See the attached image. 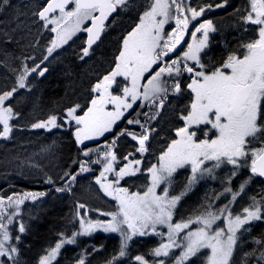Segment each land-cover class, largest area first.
<instances>
[{
	"label": "snow or ice",
	"instance_id": "6c2138e0",
	"mask_svg": "<svg viewBox=\"0 0 264 264\" xmlns=\"http://www.w3.org/2000/svg\"><path fill=\"white\" fill-rule=\"evenodd\" d=\"M227 3L228 0H222L215 5L193 8L186 0H152L140 15L139 23L123 38L114 67L91 86L93 95L90 105L86 108L80 104L69 106L64 112L63 124L60 123L61 118L53 114L31 125L32 129L51 131L64 125L71 128L74 123L71 134L79 152L86 158L73 161L79 168L63 173L60 177L64 182L62 186L56 185L51 177L46 178L44 183L52 185L57 193H71L79 176L93 171L91 165H100L101 171L95 183L105 196L115 202L114 211L99 213L109 217L107 221L85 219L88 210L83 203H78L75 217L79 221V230L70 237L59 233L54 247L46 250L38 264H54L65 245L75 244L77 237L90 236L97 231L119 234L118 256L107 261V264H118L119 259L126 256L128 243L133 237L149 234L163 236L157 231V226L167 228V243L162 242L153 250L156 257H169L173 255L171 250L179 248L181 251L174 257V264H187L192 257L207 249L206 264H236L234 254L238 247V233L242 235L251 231L255 222L264 223V194L259 198L251 197V203L242 209V214L234 215L229 208L245 192L251 177L264 180V0H248L246 14L241 16L244 25L255 26L251 29L254 36L240 45L244 51L229 52L219 66L209 68L204 57L208 56L206 50L211 46L210 33L217 29L212 20L199 21V18L206 11L226 7ZM127 4L128 0H42L35 7L31 13L34 18L32 24L42 30L41 35H52L48 37L46 55L39 62H35L34 57H26L33 60L32 66L22 60L14 86L0 92V139H10L13 131L10 121L18 114L8 102L20 89L29 87V76L44 77L49 71L45 62L80 32H86L87 38L77 58L84 61L90 57L94 52L93 46L108 27L106 22L111 14ZM13 7V0H0V13ZM20 15L17 12V21ZM173 21L175 27L167 30L165 26ZM244 30L249 31L247 27ZM189 34L190 42L185 41V36ZM0 43L11 44L13 39L5 33ZM185 43L186 48L180 55L175 58L170 56ZM0 52L5 57L10 55L2 49ZM185 73L186 87L191 93L190 104L186 114L179 117L183 125L176 129V138L160 153L157 163L147 168L146 191L131 192L119 186L125 177L142 172V159L136 158V153L144 157L149 150L151 135L156 131L138 117L143 115L148 120H155L169 95L183 93L180 78ZM117 77H123L127 82L122 95H114L110 91L113 84L119 86ZM108 105L112 106V110H108ZM134 105L156 111L137 112ZM129 110L136 112V116L128 118L125 114L130 116ZM121 120H126L129 126H137L139 131L125 127L116 132L115 126ZM200 125L210 126L208 131H204V139H197V131L194 130ZM211 130H214V138L209 136ZM106 133H113V139L111 143L102 145V150L85 145L86 141L99 140ZM121 137L135 142L132 145L134 152L124 155L126 163L117 168L116 147ZM93 154L95 159H92ZM208 162H212L211 166ZM225 166H231V169L222 180L223 190L214 198L219 200L222 196H230L228 202L215 209L209 204L202 213L174 222V209L192 190V186L205 175L216 179L214 170ZM245 166L251 177L242 179L236 190L233 181ZM186 167H190L191 174L179 194H170L169 187H163V194H158L157 189L162 184L170 186L178 169ZM109 174L115 179H110ZM47 194V191H24L0 196V257L13 260L18 252V248L10 243L13 239L10 226L21 214V206ZM218 221H223V227L217 224ZM192 225H196L194 230ZM18 231L21 235L26 231L22 221ZM181 233L186 234L181 237ZM21 235L15 236V240L20 241ZM253 243L261 250L256 257L261 264L264 262V234L255 238ZM256 251L253 248L243 252L240 264H250ZM135 260L137 264H147L142 256H136ZM13 264H18V261H13ZM78 264H85V260L79 259ZM158 264L166 262L159 260Z\"/></svg>",
	"mask_w": 264,
	"mask_h": 264
},
{
	"label": "rangeland",
	"instance_id": "374dc122",
	"mask_svg": "<svg viewBox=\"0 0 264 264\" xmlns=\"http://www.w3.org/2000/svg\"><path fill=\"white\" fill-rule=\"evenodd\" d=\"M141 1L142 0H128L127 6L121 7V9L135 10L140 9L141 7L147 8L150 4L149 1H147V3L143 5ZM13 4L15 7L7 12L0 13V39H2V34L5 33L13 39V43L11 44L0 43V49L10 53L9 56L5 57L3 52H0V61H2V63H0V92L10 90L14 86L16 76L21 69L22 60L27 65L32 66L33 60L25 59L26 57H34L35 62H39L43 55H46L45 48L48 46V37L52 35L51 33H44V35H41L42 30L32 24V19L34 18L31 13L38 5V2H33V0H13ZM25 5H27V7H25ZM17 12L21 13L19 21L16 19ZM17 24H19V27H17ZM86 25H88V22H86ZM84 34L85 32L77 33V35L73 37L72 41H69L68 45H65L62 49L53 54V60L50 57L45 64L53 62L54 73L61 69L69 73L71 70L69 69L70 65H68L69 61L68 57H66V53L78 59L77 57L80 54V50L77 49V44L82 46L83 42L81 41V38L84 37ZM93 53V59L90 60L88 64H82L77 67L85 74L86 80H88L90 76L94 75L93 73H95V69H97L93 67L94 62H99V58H96V53H98L96 52V48ZM17 57H19V59H17ZM80 61L81 60H79V64ZM13 69L16 71H13ZM46 76L48 75L45 74L44 77H37L35 74H32L29 76L27 81L29 87L26 89H20L15 98L8 102L18 115L15 119L10 121L13 125V131L10 134V139H0V196L6 197L8 195L22 193L24 191H34L35 188L31 186L32 184L42 186L40 187L41 191H47L49 193L48 196L46 195L35 202L30 200L26 201L25 204L21 206V214L15 218L16 222L10 226V233L13 236V241H15L14 246L17 248L20 247V241L23 242L25 235H27L32 229L31 227L40 223L42 213L46 210L47 215L48 213H52L54 211V207H50L49 210H47L50 204L47 202L48 197L52 198L54 196L55 200L51 199V201H60L61 204L65 206V219L60 233H64L65 236L69 237L74 231L79 230V221L75 217L77 210L76 206L78 203H83L88 210V215L85 219L107 221L110 218L107 216H101L99 213L101 211L110 212L115 210V202L105 196L100 190L99 185L95 183V178L99 176L101 169L96 174H94L93 171L89 172L90 175L87 179L82 178L83 174L79 176L75 186H73L72 192H66L65 196L63 195L64 192L57 193L55 189L53 192V189L51 188L52 185L44 183L46 178L51 177L55 181L56 185H62L63 181L60 180V177L68 168V165H62L61 145L64 143L65 139L67 140L66 137L71 134L72 130H74L75 124L73 123L71 128H69L68 125H64L63 128L52 129L51 131L32 129L31 125L40 120H46L48 116L53 114L60 117V123L63 124L64 112L69 106H74L76 104H80L82 106V102L80 101L81 95H77L74 97L75 99L70 101L65 100L66 102L64 101L61 105L52 104L44 106L41 100V94L45 87V84L43 85V81ZM73 77L74 74L72 78ZM119 78L124 79L123 77ZM187 108L188 106L179 107L178 103L174 102L167 109L164 122L166 130L162 133L161 117L158 128L149 141V150L144 154V157H141L142 164L140 167L142 168V172L137 173L136 176L125 177L121 180L119 186L126 187L131 192L143 193L146 191V186L148 185L147 168L152 164L157 163V158L160 153L165 150L171 140L174 139L173 130L176 131L178 127L182 126V122L179 117L181 114H186ZM159 111L162 113V109H159ZM0 128H2V126H0ZM209 128L210 126L206 127L204 125H200L199 128H195L197 131V139H204V131H208ZM201 129H203V131H201ZM165 135L167 139L166 144L162 142V137ZM209 136L214 138V130L209 131ZM71 139L74 141L73 136H71ZM72 140L71 142L73 144ZM134 143V141L126 140L125 147H132ZM127 153L128 151H124L122 156L118 157L119 162L117 163V168L123 165V156ZM74 155L67 162L70 165L69 169L76 170L78 164H73V161L78 159V153L76 158H74ZM139 157L140 154L136 153V158ZM211 163L212 162H208V165L211 166ZM230 169L231 166H225L221 169L214 170L213 175L217 177L216 179H212L208 175L199 179L192 186V190L188 193V195H186L179 202L177 208L174 209L173 221L180 222L181 220H187L189 217L200 214L209 204H211L213 209H215L227 203L230 196L228 198L222 196L219 200H216L214 197L223 190L224 185L222 184V180L226 178ZM190 174V167L178 169L177 173L173 176L172 184L170 186L162 184L160 188L157 189L158 194H163L161 191L163 187H169L170 194H179L180 190L187 183V178ZM109 178L115 179V177L111 176V174H109ZM16 182H22L23 184L21 186H17ZM240 183L241 182H237L234 184L233 181V187L238 190ZM197 188L199 189L198 198L194 197L192 202H187L186 205L183 206V202L195 193ZM262 194H264L263 187L256 184V186L251 189L249 183L246 186L245 192L242 193L234 203L230 204L229 208L234 215L242 214V209L251 203V197L256 196L259 198ZM47 204L48 206H46ZM83 211L84 210H81V212ZM21 221L26 227V234L24 233L22 235L18 231L19 222ZM259 223L260 222H255L254 225ZM217 224L223 227V221H218ZM262 224L264 225V223ZM195 227L196 225H192L191 229L194 230ZM157 231L163 233L164 235L158 236L149 234L147 236L137 235L133 237V239L128 243L126 256L120 258L118 264H137V261L135 260L136 256H143L144 259L146 258L145 261H148L147 264H158L159 260H165L166 263L171 261L169 264H174V257L178 256L181 251L179 248L171 250L173 255L169 257H156L153 252L148 255L150 250H148L146 254H132V248L136 245H140L141 239L149 240V238H154L158 241L159 245L162 242L167 243V228L157 226ZM149 232L151 233V230H149ZM58 234L59 233L56 234V242L59 239ZM185 234L186 233H181L180 235L182 237ZM17 235H21L20 241L15 240V236ZM96 235L113 236L120 240L119 234L104 233L103 231H97L90 236L77 237V242L75 244L65 245L62 248H77L78 245L82 246V249L78 248V250H80L75 252V260L67 262V264H78V261L81 258L85 260V264H95V261L91 258L95 250L91 249L90 252H87L86 250L90 249L91 246H89V244L83 245L82 241ZM238 236V247L234 254L236 264H240L243 252L252 251L253 248L257 251L256 255L251 258L250 264H255L257 262L256 257L260 255L261 251L259 246L253 243V240L257 237H248L244 242L246 236L245 232H243L242 235L238 233ZM62 249L57 257V261L54 262V264H57L61 258ZM207 251V249L202 250L201 253L197 254V256L192 257L190 261L193 259L198 261L202 260L204 261V264H206L205 254ZM95 260H97V258ZM13 261H18V264H25L24 259L18 252L14 255L13 260H8L7 257H0V262H4V264H13ZM262 263L263 262H261V264ZM35 264H38V261Z\"/></svg>",
	"mask_w": 264,
	"mask_h": 264
},
{
	"label": "trees",
	"instance_id": "16d2710c",
	"mask_svg": "<svg viewBox=\"0 0 264 264\" xmlns=\"http://www.w3.org/2000/svg\"><path fill=\"white\" fill-rule=\"evenodd\" d=\"M145 2L146 0L144 1V3ZM144 11L145 8L143 7H141L140 9L129 10V11L123 9H119L117 11L115 17L109 22L108 27L103 35V38L96 49V52L98 53H96L97 57L96 56L95 57L99 58V62L96 61L94 62L93 67L97 68L95 70H100L101 73H108L111 70V68L114 67L115 56L119 54V49L122 46L121 43L124 36L133 29V27L138 22L140 15ZM81 48H82L81 45L77 44V49L80 50ZM220 53L222 54L223 52L219 50L217 51L216 54L218 55ZM66 57H68V61H69L68 65H70L69 69L71 70L72 73L70 72L67 73L62 69L45 77L43 81V85L45 84L44 85L45 87L41 94L42 95L41 100L44 106H49L52 104L61 105L65 100L70 101L75 99L74 97L82 93L85 84L89 81V79L88 80L85 79V74L82 73L80 69L77 68L78 66H80L79 60L73 57L72 55H69L68 53H66ZM73 74L75 75L72 78ZM140 120L142 122H146L151 127L153 125L152 120H148L145 116H142ZM122 128L125 127L124 126L118 127L116 132H118ZM135 131H139V128L136 129ZM112 139L113 136L106 138L100 144H106L108 142L111 143ZM75 147L76 146L72 144L70 139L67 140L65 139L64 143L61 145L62 165L63 164L69 165L67 161L71 159L74 154H75L74 158H76L78 151L76 150ZM92 159H95V154H93ZM95 166L97 165H91V168L94 170ZM78 168L79 165L78 167H76V170H78ZM250 177H251V173L248 167L245 166L240 170V175L236 180H234V184L237 182H241L242 179H246ZM63 183L64 182H62V185ZM249 183L251 189L252 187L256 186V184L264 186V184L255 177H251ZM198 190L195 191V193H193L189 198H187L183 202V206L186 205L187 202H192L194 197L198 198L199 196ZM34 191H41V188L39 187L35 188ZM63 194L65 195L66 192H64ZM51 199L55 200V198H51ZM51 199L48 198L47 202H49L50 204L48 203L49 206L48 204L46 206H48L47 210H49L50 207H54V211L46 215V210H45L42 213L40 223L36 226L34 225L33 227H31L32 229L27 235H25L23 242L20 241V247L18 248V253L24 259L25 264H35L41 256L45 255L46 250L49 247L55 245L56 234L60 233L63 228V222L65 219L64 218L65 206L61 204L60 201H51ZM262 234H264V226L262 224L253 226L250 232V235L252 237H257V238H260ZM94 237L92 238L90 237L87 240H83L82 244L83 245L89 244V246H91L90 249L86 250L87 252H90L91 249L95 250V252L91 256V258H93V261H95V264H105V263L107 264V260L109 261L114 256H118L120 241L117 237L105 236V235H96ZM144 241L145 240L141 239L140 245H136L135 247L132 248V254L135 255L141 253L146 254L148 250H150L149 251L150 253L158 245L157 240L154 238L147 240L146 242ZM14 242L15 241H13V239L10 241V243L13 245L15 244ZM113 247L114 249H112ZM78 248L82 249V246L78 245L77 248L65 247L64 249H62L61 258L59 259L57 264H67V262L75 260V252H78L80 250V249L78 250ZM107 253L112 255L109 256V254ZM96 258L97 260H95ZM170 262L171 261H169L166 264H169ZM187 264H204V262L193 259L189 261Z\"/></svg>",
	"mask_w": 264,
	"mask_h": 264
},
{
	"label": "flooded vegetation",
	"instance_id": "af4514ba",
	"mask_svg": "<svg viewBox=\"0 0 264 264\" xmlns=\"http://www.w3.org/2000/svg\"><path fill=\"white\" fill-rule=\"evenodd\" d=\"M186 2H189L193 8H199L200 6H204L207 4L215 5L217 3L222 2V0H186ZM248 7H249L248 0H228L226 7L206 11V13L202 17L199 18V21L208 20V19L212 20L214 26L217 29L216 32L210 33V45L211 46H210V49L206 50L208 52V56L204 57V62L209 65V68H211L214 65L219 66L220 62L224 58H226L229 52L236 51L238 53H242L244 49L241 48L240 45L248 42L254 36V33L251 31V29L254 28L255 26L244 25L243 21L241 20V16L246 14V10L248 9ZM193 23H197V22L194 21ZM165 27L167 30H171L172 27H175L174 21L170 23L169 25H166ZM246 27L249 29V31L247 32L244 30ZM190 40H191L190 34L186 35L185 41L190 42ZM221 45L223 46L221 47ZM184 48H186V43L183 44L181 47H178L175 53H170V56L175 58V56L180 55L182 53ZM219 50H221L223 53L222 54L220 53L217 55L216 53ZM93 55L94 53H92L90 57L85 58V60L82 61V64L83 65L88 64V62L93 59ZM51 59L53 60V56L51 57ZM46 66L49 69L46 75L53 74L54 73V63L48 62ZM93 74L94 75L90 76L89 81L85 84L84 89L82 93L80 94L81 95L80 101L82 102V107H85V108L90 105V98L93 95L90 91L91 86L95 84L97 80L102 79L103 75L107 73H101L100 70H95V73ZM165 79H167V77ZM180 79L183 82L182 83V87L184 88L183 93L180 95H169L168 99L165 102L164 107L162 108V116H159L157 118L159 122L162 117V133L166 130V126L164 125V122L166 118L167 109L174 102H177L179 107H182V106L186 107V106H189L190 104L191 93L187 90V87H186L187 74L185 73L184 76L181 77ZM117 81L119 82V86H117L116 84H113L112 89H110V91L114 95H121L122 89H123L122 82H126V81H124V79H119V77H117ZM134 107L136 108V111L141 109V108L136 107L135 105ZM107 108L108 110H112L111 105H108ZM146 109L147 110L144 112H151L149 108H146ZM152 110L156 111L155 109H152ZM129 112H131L130 116L128 115V113H126L125 115L126 116L128 115L127 116L128 118H133V114L136 112H133L132 110H129ZM125 124H126V120L119 121L117 126H115L114 130L117 131V128L120 126L125 127ZM154 128H156V126ZM132 129L136 130V127L132 126ZM174 133L175 131L173 130V134ZM110 135L113 136V133L106 134L100 140L86 141L85 145L88 148H99L102 150V145L104 144H100V143L104 141ZM126 140H128L126 137H121L116 147V153L118 157L122 156L124 151H128V152L134 151L133 147H128V148L125 147ZM166 140L167 139L165 135L164 137H162V142L166 144L167 142ZM81 157L84 158L82 153H81ZM22 184H23L22 182H18L17 186H21ZM31 186L34 188L42 187L36 184H32Z\"/></svg>",
	"mask_w": 264,
	"mask_h": 264
},
{
	"label": "bare ground",
	"instance_id": "6f19581e",
	"mask_svg": "<svg viewBox=\"0 0 264 264\" xmlns=\"http://www.w3.org/2000/svg\"><path fill=\"white\" fill-rule=\"evenodd\" d=\"M230 4V3H229ZM230 6V5H229ZM232 10V9H231ZM239 10V9H238ZM135 13V12H134ZM223 13V12H222ZM235 15V14H234ZM31 18V17H30ZM230 18V17H229ZM232 20V19H231ZM236 21V20H235ZM31 24V23H30ZM37 28V27H36ZM36 30V29H35ZM1 36V35H0ZM230 41V40H229ZM228 45V44H227ZM233 45V44H232ZM235 45H237V44H235ZM223 45H221V47H222ZM225 49V48H224ZM235 50H237V49H235ZM226 52V51H225ZM233 52V51H232ZM226 54V53H225ZM71 72V71H70ZM72 73V72H71ZM75 75V74H74ZM95 238V237H94ZM104 241V240H103ZM106 241V240H105ZM99 242H101V241H99ZM108 242V241H107ZM110 242V241H109ZM92 243V242H91ZM94 245V244H93ZM97 245V244H96ZM94 248V247H93ZM102 248V247H101ZM258 248V247H257ZM95 249V248H94ZM108 249V248H107ZM112 249H114V247L112 248ZM111 249V250H112ZM102 250V249H101ZM101 250H100V252H101ZM97 251V250H96ZM99 252V251H98ZM115 252V251H114ZM118 252V251H117ZM105 254V253H104ZM107 254H109V253H107ZM116 254V253H115ZM112 255V254H111ZM110 254H109V256H111ZM102 256H103V254H102ZM143 257V256H142ZM103 258H105V257H103ZM112 258V257H111ZM110 258V259H111ZM146 259V258H145ZM129 260V259H128ZM106 261V260H105ZM108 261V260H107ZM125 261V260H124ZM152 261V260H151ZM127 262V261H126ZM146 262H148V261H146ZM264 263V262H263ZM262 263V264H263ZM106 264V263H105ZM127 264V263H126ZM128 264H130V263H128ZM255 264H258L257 262L255 263Z\"/></svg>",
	"mask_w": 264,
	"mask_h": 264
},
{
	"label": "water",
	"instance_id": "95a60500",
	"mask_svg": "<svg viewBox=\"0 0 264 264\" xmlns=\"http://www.w3.org/2000/svg\"><path fill=\"white\" fill-rule=\"evenodd\" d=\"M39 1H42V0H39ZM116 12H117V11H116ZM116 12H114V13L111 14V16L109 17V20L112 18V16L115 15ZM97 14H98V13H97ZM106 23H107V22H106ZM89 25H90V24H89ZM101 37H102V36H101ZM86 38H87V34H86ZM98 42H99V41H98ZM98 42H97V43H98ZM84 46H85V45H84ZM94 46H95V45H94ZM94 46H93V47H94ZM260 179H261V178H260ZM263 181H264V180H263Z\"/></svg>",
	"mask_w": 264,
	"mask_h": 264
}]
</instances>
